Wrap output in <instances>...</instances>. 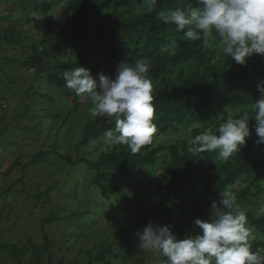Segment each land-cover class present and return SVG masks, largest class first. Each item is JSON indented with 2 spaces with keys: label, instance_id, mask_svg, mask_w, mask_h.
Returning a JSON list of instances; mask_svg holds the SVG:
<instances>
[{
  "label": "trees",
  "instance_id": "1",
  "mask_svg": "<svg viewBox=\"0 0 264 264\" xmlns=\"http://www.w3.org/2000/svg\"><path fill=\"white\" fill-rule=\"evenodd\" d=\"M29 3L31 9L45 15L60 7L48 24L42 46L40 43L38 48L33 46L31 52L35 54L28 59L37 70L49 68V59L54 61L48 80L56 88L74 94L65 86L62 73L76 66L89 69L97 79L101 72L114 77L124 59L131 62L142 58L150 66L156 125L151 143L143 145L134 155L127 145L114 144L102 148L96 161L83 156L73 161L85 162L95 170L93 182L101 195L109 200L120 191L119 182L125 179L151 184L166 206L165 225L172 229L176 224L175 233L183 238L195 235L194 220L211 218V203L221 199L220 191L230 190L246 210L248 226L255 230L253 235L261 238L255 249L264 247V214L257 215L264 194L261 182L264 144L257 143L255 119L249 121L250 135L245 145L227 160H218L215 152L191 155L188 151L190 140L196 135L208 128L216 134L229 112L240 116L250 109L260 95L258 86L264 83V56L254 53L246 57L245 64H238L223 55L215 33L209 37L211 47L205 48L202 41L183 39V33L176 32L175 25L159 19L160 12L194 7L195 0H29ZM52 23L55 27L51 30ZM173 39L177 46L163 51ZM108 62L113 67L107 74L96 65ZM72 109L77 110L76 105ZM212 117L215 118L208 124ZM187 128L190 131L185 141L159 139ZM114 129L110 118L92 117L84 127L81 145L96 143L106 131ZM52 152L72 163L69 155ZM45 154L38 152L36 159ZM160 163L162 166L156 173L154 169ZM50 245L45 236V248ZM34 252L38 264L42 253L38 249ZM108 252V248L98 250V261L110 264L106 259Z\"/></svg>",
  "mask_w": 264,
  "mask_h": 264
},
{
  "label": "rangeland",
  "instance_id": "2",
  "mask_svg": "<svg viewBox=\"0 0 264 264\" xmlns=\"http://www.w3.org/2000/svg\"><path fill=\"white\" fill-rule=\"evenodd\" d=\"M59 9L45 15L31 9L29 0H0V264H36L35 249L42 253L38 264H104L96 258L101 248L109 249L110 264H157L155 253L139 249L137 233L149 222L164 226L166 206L147 182L125 179L109 200L101 195L93 182L95 170L85 162L73 163L82 156L96 161L102 148L114 145L106 144L104 136L81 145L92 118L90 99L49 82L52 59L41 70L28 63L35 54L30 50L42 46ZM14 41L18 44L8 47ZM96 65L106 74L113 67L109 62ZM189 131L159 139L182 142ZM53 150L69 155L72 163ZM40 151L46 154L36 159ZM261 182L264 187V176ZM262 204L264 194L259 208ZM200 231L195 226L192 232ZM45 236L51 242L48 249ZM254 237L255 250L261 238Z\"/></svg>",
  "mask_w": 264,
  "mask_h": 264
},
{
  "label": "clouds",
  "instance_id": "3",
  "mask_svg": "<svg viewBox=\"0 0 264 264\" xmlns=\"http://www.w3.org/2000/svg\"><path fill=\"white\" fill-rule=\"evenodd\" d=\"M159 19L175 25L183 39L202 41L205 48L211 47L209 37L215 33L223 55L238 64H245L246 57L254 53L264 56V0H195L194 7L160 12ZM176 46L173 39L162 50ZM149 71L148 62L142 58L131 62L124 59L114 77L101 72L97 80L89 69L76 66L65 70L62 79L76 96L90 99L91 117L106 116L114 122L115 129L104 133V142L127 145L134 155L151 143L156 132ZM258 88L260 95L248 111L240 116L229 112L216 134L208 128L193 137L189 153L215 152L217 158L227 160L245 145L250 119L256 121L257 143L264 144V83ZM220 197L211 203L210 220H194L199 233L178 238L169 226L149 222L137 233L139 249L155 253L157 264H264V247L253 251L255 237L236 194L222 190ZM260 213L264 214V204Z\"/></svg>",
  "mask_w": 264,
  "mask_h": 264
},
{
  "label": "crops",
  "instance_id": "4",
  "mask_svg": "<svg viewBox=\"0 0 264 264\" xmlns=\"http://www.w3.org/2000/svg\"><path fill=\"white\" fill-rule=\"evenodd\" d=\"M12 28V27H11ZM14 28V27H13ZM13 28H12V30H13ZM13 32V31H12ZM26 39H27V37H25ZM25 40V39H24ZM16 43H15V41L13 42V44H11V43H7V45H8V47H11L12 46V48L14 47V45H15ZM23 51L24 50H26V49H22ZM31 51V50H30Z\"/></svg>",
  "mask_w": 264,
  "mask_h": 264
}]
</instances>
